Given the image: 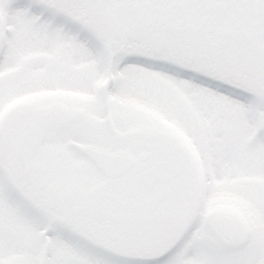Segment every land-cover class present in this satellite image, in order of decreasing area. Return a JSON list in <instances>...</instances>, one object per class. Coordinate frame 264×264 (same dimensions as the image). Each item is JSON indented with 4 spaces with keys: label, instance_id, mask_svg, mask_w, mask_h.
<instances>
[{
    "label": "snow or ice",
    "instance_id": "1",
    "mask_svg": "<svg viewBox=\"0 0 264 264\" xmlns=\"http://www.w3.org/2000/svg\"><path fill=\"white\" fill-rule=\"evenodd\" d=\"M0 13V72L28 52L62 53L0 77V108L40 90L91 97L50 98L51 112L18 105L0 119V264H171L181 251L186 264H264V184L245 180L264 178V0H0ZM126 96L174 128L115 102ZM29 124L30 143L61 148L79 186L52 197L65 220L36 194L28 166L38 153L14 136ZM201 169L209 194L213 179L234 181L227 190L251 201L253 228L207 214ZM178 233L174 250L132 251Z\"/></svg>",
    "mask_w": 264,
    "mask_h": 264
},
{
    "label": "rangeland",
    "instance_id": "2",
    "mask_svg": "<svg viewBox=\"0 0 264 264\" xmlns=\"http://www.w3.org/2000/svg\"><path fill=\"white\" fill-rule=\"evenodd\" d=\"M1 17L3 19V13H0ZM10 27V25H9ZM62 53H60L58 50L55 53H48L44 51H34V52H28L21 56V63L17 64L15 67L8 69L6 72H0V77H5L8 73L19 71L20 68L24 65L30 64L36 60L46 58L48 60H57L61 57ZM77 69L83 67L82 65L74 66ZM52 95L51 97H49ZM53 97H64V98H77L80 101H87L91 99V97L84 96L80 93L75 92H69V91H63V90H55V91H48V90H40L37 92H32L23 96H15L12 99H10L3 108H0V111L4 108L12 107V110L16 107V102L19 104L22 103H30L32 102L35 105L44 104L46 105L45 101L53 98ZM119 101H124L123 103L126 105V108L130 109V107L134 108V112H140V113H147L152 120H160L161 122L168 125L170 128H174L173 125L168 124L167 121H162L159 114L152 111V109L139 102L135 99V97L126 96L122 99L118 98ZM68 105V104H67ZM137 128L130 129V132H135ZM150 127L148 124H145L142 128H139L138 132L141 131H150ZM177 134H182L183 136H180L183 140H185L188 143L189 148L192 151L193 158L199 163L200 157L199 154L195 151V149L191 145V140L184 136L183 132L179 129H175ZM43 155L49 156V153H55L57 149H59V152L57 155H55V163L56 166H58L60 169L65 168L63 174L66 176V172L68 171L67 165L65 161L62 158V152L63 150L58 147H51V146H43ZM46 151H48L46 153ZM209 175H211V169H209ZM68 180V179H67ZM245 180H248L252 183H259L264 184V178H245ZM213 185L216 186L217 190L208 193V186H209V180L204 175L203 169H201L200 176H199V203H202L206 209L207 214L214 213L218 210H225V211H231L230 209H234V212H236L240 218L243 217L245 221H243L250 229L255 226V219H256V211L251 203L250 200L244 199L238 195H236L234 192L227 190L228 186L234 183V181L229 180L227 177H225L223 180H215L213 179L211 181ZM190 246L185 245V247ZM21 258L13 257L10 261V264H19V260ZM188 259H192V257H188ZM171 264H186L185 256L183 251L180 253H177L174 257H172Z\"/></svg>",
    "mask_w": 264,
    "mask_h": 264
},
{
    "label": "water",
    "instance_id": "3",
    "mask_svg": "<svg viewBox=\"0 0 264 264\" xmlns=\"http://www.w3.org/2000/svg\"><path fill=\"white\" fill-rule=\"evenodd\" d=\"M29 127H31V125H29ZM28 134H29V133H24V134H23V136H24L23 139H24V141H25L26 143H28V146H29L31 143H29V142L27 141V136H28ZM34 147H35V146H31V147H29V148H31V149L33 150ZM113 157L116 158V159H124V158H127L128 155L113 154ZM59 209H61L60 206H59ZM60 211H62V210H60ZM214 216H227V217H231V216H228V215H226V214H220V213H219V214H215ZM60 219H61V220H65L66 217H64V216L62 215V217H61ZM83 234L86 235V236L88 235V233H83ZM98 235H99L98 233H93V236H98ZM178 235H180V233H178L174 239L169 240L168 243L165 244L163 247H160V248H158V249L155 250V251H152L151 249H148V248H145V249H143L142 251H141V250H135V249L132 250V251H133L136 255H160V254L163 253L164 250L168 249V248L174 243V241L176 240V238L178 237ZM89 238H92V237H89ZM95 242L98 243V244H100V245L103 246V247L110 248V249H111L112 251H114V252H121V253H124V254H128L127 250H125V249H123V248H120V247H115V246L113 245V243H111V242H109V241H107V240H104V239H102V238H97V239L95 240Z\"/></svg>",
    "mask_w": 264,
    "mask_h": 264
},
{
    "label": "flooded vegetation",
    "instance_id": "4",
    "mask_svg": "<svg viewBox=\"0 0 264 264\" xmlns=\"http://www.w3.org/2000/svg\"><path fill=\"white\" fill-rule=\"evenodd\" d=\"M28 104H31V105H33V103L32 102H30V103H22V104H19V105H28ZM14 105V104H13ZM13 105L11 106V107H9V108H4V109H2L1 111H0V119H4V118H6L7 117V115H8V113H10L11 111H12V107H13ZM18 106V102H16V106L15 107H17ZM14 110V109H13ZM14 134H15V132H14ZM30 171V173L31 172H33V171H31V170H29Z\"/></svg>",
    "mask_w": 264,
    "mask_h": 264
}]
</instances>
